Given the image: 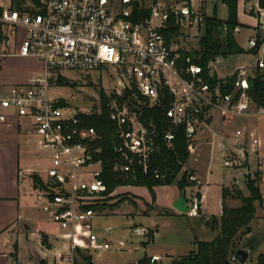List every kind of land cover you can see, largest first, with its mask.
<instances>
[{
  "label": "built area",
  "instance_id": "built-area-1",
  "mask_svg": "<svg viewBox=\"0 0 264 264\" xmlns=\"http://www.w3.org/2000/svg\"><path fill=\"white\" fill-rule=\"evenodd\" d=\"M137 2L8 0L6 5L0 0V23L12 31L0 48L12 41L18 45L16 50L0 51V60L14 55L37 59L43 67L26 84L0 89V125L17 118L28 143L48 163L42 173L34 170V174L41 180L36 191L45 211L66 242L55 264H78L85 251L111 248L92 228L101 211L98 204L106 198V186L103 158L98 156L102 148L95 147L102 137L88 126L87 118L102 112L101 93L94 100L54 94L67 87L58 84L59 76L68 78V72L78 77L111 76L110 90L104 92L110 119L117 125L115 151L122 159L114 169L125 175L139 169L147 174L153 155L160 150L154 122L143 120L147 109L165 108L168 130L163 141L171 145L176 132L184 129L189 153L196 161L200 136L217 116L223 121L252 113L264 116V103L257 106L249 95L254 72L264 75V39L248 40L246 51L256 56L255 71L240 68L232 92L225 93L223 84L212 86L203 68L190 59V65L183 67L182 49L174 41L168 43L164 33L171 18L181 32L203 26V10L193 0L169 5L159 0L147 8L140 3L151 13L136 21ZM20 30L25 37L18 44ZM225 140L229 147L222 151L224 168L240 169L258 157L260 141L242 129ZM201 202L198 196L192 197L186 215L198 217Z\"/></svg>",
  "mask_w": 264,
  "mask_h": 264
},
{
  "label": "crops",
  "instance_id": "crops-1",
  "mask_svg": "<svg viewBox=\"0 0 264 264\" xmlns=\"http://www.w3.org/2000/svg\"><path fill=\"white\" fill-rule=\"evenodd\" d=\"M171 3L172 2H170L169 4ZM193 4L196 8H201L206 17H217V19H220L222 21H225L228 18V10L226 6L222 4L221 0H204L202 3H200L199 0H193ZM220 8H224L227 11L225 18H222L220 16ZM238 20L241 25L239 26V31H236V40L242 49L246 51V48L248 47V40L254 36H259L264 39V10L260 8L259 0H239ZM202 28L203 26L201 27V29L200 27L192 28L189 31L193 32L192 35L199 34V37L201 38ZM225 31L226 29L223 28L219 31V34H224ZM185 33L186 32L182 33L181 37H183ZM181 37L173 40L174 42H176L177 46V42ZM243 42H245L246 44ZM15 49L16 47L13 50ZM182 50L184 49L182 48ZM245 55H251V57L253 56V58H255L254 62H239L232 75L237 73L240 68H246L249 72H251L250 68L254 67L255 71L256 56L253 53L246 51L245 54L231 56H237L238 59L241 58L242 60V56ZM220 58L221 57H219L216 61H220ZM212 63L210 64L211 74H216L219 77L216 69L212 66ZM42 69V63L37 59L22 58L14 55L4 57L2 58V60H0V89L26 84L34 74H36L37 72H41ZM227 77L230 76L219 78L224 79ZM262 118H264V116H259L255 113H252L243 120L244 123L241 129L247 134L248 137L253 135L260 141L258 157H254L252 161L255 163V165L257 164L256 162H258V165H261L263 180L260 184V189L264 197V193L261 188V186L264 184V122L262 121ZM231 123L232 121H223L220 117L217 116L211 122L209 128L205 130V133L200 136L198 142V145L201 149L202 140L207 141V144L209 145V152H206V155L202 154V156H200V158L205 162L204 168L200 167L199 164H196L191 168L193 171V176L196 175L200 181V185L198 186V188L202 202L200 215L198 217H188L193 219L200 218L202 220V234L209 235L208 237L210 238L209 240H199L196 236V240L193 242L194 248H196V243L198 241L211 242L219 235L220 228L217 221L222 216L223 203H225L229 208H237L241 206L234 203L236 201H240L236 198L229 197L225 202L223 200V189L231 188L233 185L237 187V184H239V182L236 181V177H234L233 173H231L230 170L225 168L223 169L222 166L221 169H215L212 164L215 157L218 156L222 158L223 149L229 147L225 138L228 136L227 133H230V135L233 134L234 130H232L233 125H231ZM203 137H207V140ZM30 148L33 147L28 143L26 136L21 129L20 121L17 118H10L7 124L0 125V264H13V244H15V246L17 245V259L20 263L23 264H55V259L49 260L46 257L47 254L44 250L48 249L52 251V249H54L56 251H63L66 248V242L61 237L62 232L60 231V233H54L53 229H51V224H53V222L49 214L45 211V205L42 199L39 197L38 191H36V189L34 188L33 180L30 177L34 174V170L42 173V168H34L29 165V155L31 153ZM39 159L43 163L46 162L43 160V158H41V156ZM211 185H215V188H217L219 205V213L217 216L209 213L208 206L206 204L209 200L208 189ZM159 187H156L155 189ZM120 189H125L129 194L141 195L143 197V187H121L118 188L114 192V194H117L118 190ZM186 191L189 190L187 189ZM185 192L183 193L180 190L177 192L176 196L173 199L174 208L175 203L180 196L185 197L187 199V203H190V201L186 197ZM191 195L192 194L190 193V197ZM259 206L264 211V204L263 206ZM257 215L258 211L256 207L255 217L258 221L260 216ZM261 218L264 219V216H261ZM211 219L214 220V226L212 227H210L208 223V221ZM253 224L254 221L251 224L252 233L243 238L244 240H247L246 244L250 246L251 256L254 251L253 239L255 236V229ZM25 228H32L31 236L32 238H34V240L37 239V250L33 251V254L37 257V261L30 258V256L25 257L21 253L22 246L20 245V241L18 239H22V236L24 235L22 231H24ZM42 236L44 237V239H46L47 242L46 244H44L45 246H43L42 243ZM151 238H154V234H152ZM263 244L264 243L259 245L258 251L261 252L260 255L264 254ZM147 257L156 259L158 264H162L161 262L163 261V258L158 253H152L151 256ZM8 260L10 261V263ZM137 262L138 261H136L134 264H136Z\"/></svg>",
  "mask_w": 264,
  "mask_h": 264
},
{
  "label": "rangeland",
  "instance_id": "rangeland-1",
  "mask_svg": "<svg viewBox=\"0 0 264 264\" xmlns=\"http://www.w3.org/2000/svg\"><path fill=\"white\" fill-rule=\"evenodd\" d=\"M139 1L147 8L150 7L153 2L155 3L159 0ZM183 1L185 0H164L163 3H182ZM3 2L8 5V0H3ZM226 14L227 11L224 8H220V16L225 18ZM201 27L202 26H200V29ZM189 30L190 28H185L182 32L186 33L177 42L179 48L186 50L199 49L200 35H192L193 32H190ZM5 32L8 36L12 31L8 26H5ZM201 32L203 33V29ZM17 36V43L19 44V42L25 37V32L20 30ZM15 47L17 48V45H15L14 41H12V44L7 47L1 46V51L6 50L10 52ZM220 59V61H214L212 63V66L216 69L219 77L231 76L234 73V69L241 61L252 63L255 60V58H253V56L251 57V55L242 56V60L241 58L238 59L237 56H229L226 58L221 57ZM250 71L254 72V67L250 68ZM68 75L69 77L67 79L70 82H73L71 83L73 84L71 88L69 89L67 86L65 89L54 90V94L73 95L75 98L81 99L86 97V99L88 98L89 100H94V98H97V95H99L102 90L107 93L113 82L111 76L109 75H104L102 79L100 77H78L77 74H73L71 72H68ZM245 118L246 117H235L231 120V125H233L232 130H234L233 133L237 129H241L243 127V120ZM262 121L264 122V118H262ZM227 135L229 137L230 133H227ZM203 138H206L207 140V137ZM208 146L207 141L202 140V148L198 152L199 159L196 161L193 155H191L189 162L184 168V171L191 173L192 177H194V179L192 177L189 179L191 182H194V184H191L186 188V190L188 189L192 194L191 197L189 191L185 192L189 201H191L192 197L199 194L198 186L200 185L198 177L196 175L193 176L191 168L196 164H199L200 167H205V162L200 158V156H202V154L206 155V152H209ZM30 149L31 153L29 155V165L34 168L45 169L47 162L43 163L40 161L39 158L41 155L37 153L35 148ZM222 161V158L216 156L214 162L212 163L213 167L215 169H221V166L223 167ZM256 163L257 164L255 165V163L251 160L244 164V166L240 169L230 170L234 177H236V181L239 182L237 187L247 196L249 195V191L247 189L246 177L250 176L251 179H259L260 184L263 180L261 165H258V162ZM184 171L181 173L179 178L183 175ZM257 172L261 173L260 176L256 175ZM261 188L264 193V184ZM142 191L143 197L141 195L129 194L125 189H120L117 194H114V198L106 201L109 205L117 202H120V205L114 209H101L98 216H96L92 222V228L93 232L98 235L102 242L111 244V248L100 252L85 251L80 255L78 264H134L136 261H139L146 256H151L152 253H158L162 256V264H173V261L189 255L190 252L195 249L193 247V242L196 240V236L199 240H209V235L202 234V220L200 218H189L188 215L182 214L174 208L173 199L179 191L176 183L155 189V195H153V193L146 187H143ZM208 194L209 200L206 203L208 211L210 214L217 216L219 213V205L217 188H215V185H211L209 187ZM234 203L241 205V201H236ZM259 205L260 203L257 202V216H260V218L257 221V218L255 217L256 220H254L253 224L255 229V236L253 239L254 251L247 264H256V261L261 254V252L258 251L259 245L264 243V219L261 218V216H264V211ZM208 223L210 227L214 226V220L211 219ZM51 229H53L54 233H60L61 231L59 226L55 223L51 224ZM31 231L32 228H25V230L22 231L24 233L22 239L18 240L22 246L21 253L25 257L30 256V258L37 261L36 255L33 254V251L37 250V239L34 240V238H32ZM152 234H154V238H151ZM43 240L44 237L42 236V243ZM246 243L247 240L243 239L242 246L244 248H250V246ZM14 246L15 244H13L12 251L15 252ZM43 246L45 245L43 244ZM44 251L49 260L55 259L57 253L59 252V250L56 251L54 249H52V251L45 249ZM86 258L89 260H86ZM154 262L158 264L156 260L151 261V264H154Z\"/></svg>",
  "mask_w": 264,
  "mask_h": 264
},
{
  "label": "trees",
  "instance_id": "trees-1",
  "mask_svg": "<svg viewBox=\"0 0 264 264\" xmlns=\"http://www.w3.org/2000/svg\"><path fill=\"white\" fill-rule=\"evenodd\" d=\"M228 10V18L225 21L217 19V17H206L203 26V33L200 38V48L197 50H180L182 54L181 65L188 67L187 59L191 63L197 64L203 68V75L205 79L212 85L216 86L218 83L224 85L223 91L225 93L232 92L237 74L221 79L216 74L210 75V64L216 61L219 57H227L231 55L245 54L246 51L242 49L236 40V30L241 25L238 20V2L239 0H221ZM260 8L264 10V0H259ZM150 10L145 9L137 2L134 8L136 21H141L150 15ZM2 9L0 8V15ZM223 28L225 33L219 34ZM168 43L172 42L182 36L181 27L173 18L169 20L168 28L164 30ZM8 39L5 32V26L0 23V45L4 40ZM255 77L250 78L249 95L257 106L264 103V75L255 71ZM58 84L62 86H72L71 82L62 76L58 78ZM102 112L99 115H92L87 118V124L90 127L96 128L98 134L102 137L100 141L95 144L96 148H102V154L98 156L103 158V180L106 186L104 196L106 198L98 204L99 209L111 208L114 209L120 205V202L115 204H107V200L114 198L113 194L118 188L126 186H140L146 187L155 195V188L159 186H169L174 183L177 184L181 192H185L186 188L194 182L189 179L192 177L191 173L184 171L186 164L189 162L190 153L188 150V140L184 129L176 132L175 140L171 145L163 141V137L168 130V122L165 117V108H152L145 111L144 121H153L159 134L160 150L155 153L150 163V171L146 174L139 169L136 173L128 175L122 174L114 169L116 163H122L120 155L115 151V146L118 143L117 125L110 119V111L107 107V95L102 90ZM158 172L159 178H156ZM183 175L179 178L181 173ZM260 172L256 175L260 176ZM34 188H39L41 184L40 178L33 174L31 176ZM247 189L249 195L246 196L239 188L233 185L231 188L223 189L224 202L229 198H236L241 201V206L237 208H229L223 203V213L221 218L217 221L220 228L219 235L211 242L196 243L195 250L191 251L189 255L181 257L173 261V264H236L233 261V256L236 251L243 247L242 239L252 233L251 224L255 220L257 202L263 206V194L260 189V180L246 177ZM201 198V195H197ZM46 239L43 244H46ZM17 245L15 246L14 254L12 255L13 264H23L17 259ZM86 260H89L86 258ZM152 259L144 257L136 264H151ZM44 264V263H42ZM156 264V262H154ZM256 264H264V254L260 255Z\"/></svg>",
  "mask_w": 264,
  "mask_h": 264
},
{
  "label": "water",
  "instance_id": "water-1",
  "mask_svg": "<svg viewBox=\"0 0 264 264\" xmlns=\"http://www.w3.org/2000/svg\"><path fill=\"white\" fill-rule=\"evenodd\" d=\"M175 208L181 212L182 214H186L188 212V203L187 199L183 196H180L175 203ZM251 256L250 248H239L233 256V261L236 264H247L248 260Z\"/></svg>",
  "mask_w": 264,
  "mask_h": 264
}]
</instances>
